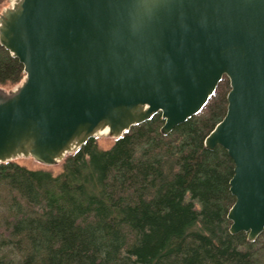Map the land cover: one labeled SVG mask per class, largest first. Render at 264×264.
I'll return each instance as SVG.
<instances>
[{
	"label": "water",
	"instance_id": "95a60500",
	"mask_svg": "<svg viewBox=\"0 0 264 264\" xmlns=\"http://www.w3.org/2000/svg\"><path fill=\"white\" fill-rule=\"evenodd\" d=\"M9 1L0 44L25 78L0 87V164L54 167L157 114L167 136L227 77V113L205 147L235 165L230 234H263L264 0Z\"/></svg>",
	"mask_w": 264,
	"mask_h": 264
},
{
	"label": "trees",
	"instance_id": "16d2710c",
	"mask_svg": "<svg viewBox=\"0 0 264 264\" xmlns=\"http://www.w3.org/2000/svg\"><path fill=\"white\" fill-rule=\"evenodd\" d=\"M24 78L0 44V87ZM230 88L224 77L167 136L157 114L109 150L89 140L57 176L0 164V264H264V232L255 242L230 234L234 162L221 146L205 147Z\"/></svg>",
	"mask_w": 264,
	"mask_h": 264
},
{
	"label": "rangeland",
	"instance_id": "374dc122",
	"mask_svg": "<svg viewBox=\"0 0 264 264\" xmlns=\"http://www.w3.org/2000/svg\"><path fill=\"white\" fill-rule=\"evenodd\" d=\"M9 5H10L9 0H2V2L0 3V14ZM17 86L7 87L5 89L12 90V89L16 88ZM97 144L101 150H109L114 146L115 140L108 138V137H101V138L97 139ZM17 163L21 166H24V167L30 169V170H34V171L35 170H46V171H49L54 176H57L62 172V164L54 166V167H45V166L35 162L32 159H18Z\"/></svg>",
	"mask_w": 264,
	"mask_h": 264
},
{
	"label": "bare ground",
	"instance_id": "6f19581e",
	"mask_svg": "<svg viewBox=\"0 0 264 264\" xmlns=\"http://www.w3.org/2000/svg\"><path fill=\"white\" fill-rule=\"evenodd\" d=\"M104 136H106V133H103L102 135H100L99 138H100V137H104Z\"/></svg>",
	"mask_w": 264,
	"mask_h": 264
}]
</instances>
